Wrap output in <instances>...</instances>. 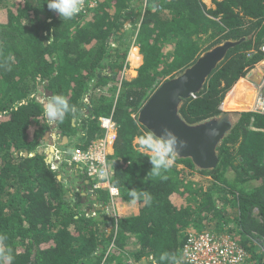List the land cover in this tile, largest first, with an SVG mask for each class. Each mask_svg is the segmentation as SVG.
Instances as JSON below:
<instances>
[{
  "label": "trees",
  "instance_id": "16d2710c",
  "mask_svg": "<svg viewBox=\"0 0 264 264\" xmlns=\"http://www.w3.org/2000/svg\"><path fill=\"white\" fill-rule=\"evenodd\" d=\"M211 1L213 7L201 0H102L88 15L63 20L46 0H0V234L11 264H184L191 230L228 234L251 264H264L263 114L235 111L214 167L176 156L166 179L147 175L151 153L133 144L149 132L137 120L144 101L203 51L243 38L196 95L183 99L179 113L187 123L219 114L233 85L264 59V0ZM131 46L142 62L128 80L122 74ZM52 95L75 112L49 121L44 108ZM100 116L116 124L108 162L121 198H132L131 189L151 196L146 203L140 195L135 215L113 217L108 205L115 198L88 189L92 182L79 167L68 174L74 164L67 156L55 159L58 165L47 161L44 135L52 123L70 138L62 146L70 150L102 135ZM198 174L210 181L198 184ZM68 178L79 181L85 197Z\"/></svg>",
  "mask_w": 264,
  "mask_h": 264
},
{
  "label": "water",
  "instance_id": "95a60500",
  "mask_svg": "<svg viewBox=\"0 0 264 264\" xmlns=\"http://www.w3.org/2000/svg\"><path fill=\"white\" fill-rule=\"evenodd\" d=\"M242 41L225 40L203 51L195 61L177 75L158 84L137 112V120L148 131L160 134L162 127L171 129L186 142L177 156L190 158L200 168H212L218 161L216 147L227 134L233 121L229 111H223L206 120L187 123L179 113L183 99L194 96L224 59L229 48ZM261 69L264 71L263 67ZM262 73L256 72L257 78ZM256 80V79H254ZM241 108L239 110H243ZM49 131L45 136H48ZM67 136H63L66 140ZM51 143V142H50ZM52 144L46 150L47 161L51 158ZM27 156V152H23ZM90 188V185L87 186Z\"/></svg>",
  "mask_w": 264,
  "mask_h": 264
},
{
  "label": "built area",
  "instance_id": "2783aa9c",
  "mask_svg": "<svg viewBox=\"0 0 264 264\" xmlns=\"http://www.w3.org/2000/svg\"><path fill=\"white\" fill-rule=\"evenodd\" d=\"M102 0H84V6L78 16L88 15ZM144 2L145 0H139ZM259 51L264 53V33ZM85 101L89 100L86 95ZM256 114L264 115V78L258 84L251 109ZM102 135L91 141L86 147H73L70 150H59L56 159L67 156L69 164L79 167L92 182L91 189H106L113 200L120 196V190L113 183V172L109 168L108 156L116 139V124L108 116L98 118ZM107 175L101 178V173ZM113 204L115 200H113ZM184 264H251V254L243 249L236 239L228 234H214L204 230L189 231L181 249Z\"/></svg>",
  "mask_w": 264,
  "mask_h": 264
},
{
  "label": "clouds",
  "instance_id": "9594fccd",
  "mask_svg": "<svg viewBox=\"0 0 264 264\" xmlns=\"http://www.w3.org/2000/svg\"><path fill=\"white\" fill-rule=\"evenodd\" d=\"M46 3L48 9L54 11L63 20H71L82 11L84 6V0H46ZM44 111L49 121H57L62 120L69 112L74 113L75 108L69 104L65 97L52 95L45 104ZM185 146L186 142L177 137L166 126L162 127L159 135L151 131L141 135L139 147L145 150L143 154L151 153L148 156L151 168L147 175L166 179L162 173L173 167L178 152ZM49 162L51 163V159H49ZM106 175V171L102 172L101 178H104ZM129 195L132 197L133 202L139 199L140 195L145 197L146 203L151 201V196L146 191L138 194L136 189H131ZM6 239L5 235L0 234V259L7 261V264H11L13 257L5 245ZM172 259L175 261V257ZM151 264H156V262L152 260ZM176 264H179V262H176Z\"/></svg>",
  "mask_w": 264,
  "mask_h": 264
},
{
  "label": "crops",
  "instance_id": "0c3cea01",
  "mask_svg": "<svg viewBox=\"0 0 264 264\" xmlns=\"http://www.w3.org/2000/svg\"><path fill=\"white\" fill-rule=\"evenodd\" d=\"M201 1L207 7H213L214 6L211 0H201ZM128 22L129 21H126L125 25H128L129 24ZM127 27H130V24ZM166 47L168 48L169 46H166ZM131 55H132L133 58H131ZM141 62H142V55L140 54L138 47L137 46H131L130 49H129L128 64L125 67V69L123 70L124 74H125L123 78L124 79H128V80L134 78L136 76V74H137V70L136 69L141 64ZM262 63H264V59L261 60L256 67L251 68L244 76H242L233 85L231 93H233L232 95H235V99H236L237 102L242 99V97L244 96L245 93L249 94V92H252L251 101H253L255 92L257 90V86L264 78V71L261 69ZM263 69H264V67H263ZM258 71H259V73H262V74H261L260 77L257 78V75H255V74ZM254 79H256V80H254ZM117 84H118L117 82H113L111 85H117ZM108 86H109V84H108ZM236 86H237V88H236ZM228 101H227V97H226V99L223 101V103H222V105L220 107L221 108L220 113L223 112V111H229L230 114L232 113V114L235 115L236 114L235 111L252 112L250 110L252 102H251L249 107H246L243 110H239L241 108L229 107L228 106V104H229ZM232 121L234 123L235 119L233 118ZM45 135H46V133H45ZM45 135H44V139L47 140L46 141L47 144L45 143V145L47 146L46 150L52 144L53 151L51 152V158L50 159H51V161L55 162L58 165L59 162H57V160L55 161L56 154L58 153L60 148H62L63 144L68 142L70 140V138L66 137V140H64L63 136H60L59 131L56 129V127L54 126L53 123H52V126H51L50 130H49L48 136H45ZM137 143H139V139L135 138L133 140V144H137ZM138 149L141 150V151H145L144 149H142L140 147H138ZM40 150H41V148L38 149V151H40ZM62 150H63V148H62ZM112 152H113V149L111 150V153ZM75 167L76 166L74 165V169L71 168L69 171L66 170L68 172V174L71 175L72 172H74V174H75V171H76ZM66 171L64 173H66ZM68 179L71 182L70 187H72V186L75 187L76 188L75 191L81 192L80 195H82V197H85L86 194H87L85 192V190L81 191V190H79V187H77V185L79 184V181L77 179H73V180L71 178H68ZM71 194H72V191H68L66 196L70 197V196H72ZM121 197H122V195L120 194V196L115 199V203L114 204L111 202L108 205L109 211L113 215V217L118 219V218L125 217V216L135 215L137 213V211H138V205H139L138 199L135 202H133L132 198H130L129 200H126V199H122ZM83 210L87 211L88 210V206H85L83 208Z\"/></svg>",
  "mask_w": 264,
  "mask_h": 264
},
{
  "label": "rangeland",
  "instance_id": "374dc122",
  "mask_svg": "<svg viewBox=\"0 0 264 264\" xmlns=\"http://www.w3.org/2000/svg\"><path fill=\"white\" fill-rule=\"evenodd\" d=\"M131 58H133L132 57V55H131ZM134 64V63H133ZM124 71H123V77H124ZM231 118L233 119H235V115L234 114H232L231 113ZM227 175H229V172L227 173ZM194 180L196 181V182H198V184L200 183V182H203V183H207L208 181H210L209 180V177L208 176H202V175H200V174H198L197 176H195L194 177ZM262 243H263V246H264V240L262 241ZM263 248V247H262ZM147 259H149L150 260V257L149 258H147ZM143 260H145V259H143Z\"/></svg>",
  "mask_w": 264,
  "mask_h": 264
},
{
  "label": "flooded vegetation",
  "instance_id": "af4514ba",
  "mask_svg": "<svg viewBox=\"0 0 264 264\" xmlns=\"http://www.w3.org/2000/svg\"><path fill=\"white\" fill-rule=\"evenodd\" d=\"M250 74V73H249ZM239 84V83H238ZM238 86V85H237ZM237 86H236V88H237ZM234 92V91H233ZM233 94V93H232ZM232 96V95H231ZM231 98V97H230ZM229 98V99H230ZM251 98H252V92H249V94H247V93H245L244 94V96L242 97V99L241 100H239L238 102L236 101V99H235V102L236 103H238L239 105H241V106H244V105H246V104H248L250 101H251ZM228 99V100H229ZM227 100V101H228Z\"/></svg>",
  "mask_w": 264,
  "mask_h": 264
},
{
  "label": "bare ground",
  "instance_id": "6f19581e",
  "mask_svg": "<svg viewBox=\"0 0 264 264\" xmlns=\"http://www.w3.org/2000/svg\"><path fill=\"white\" fill-rule=\"evenodd\" d=\"M262 67H264V63H262ZM228 102H229V104H228L229 107L246 108V107L250 106L252 101H250L248 104H246L244 106H241L235 102V95H232Z\"/></svg>",
  "mask_w": 264,
  "mask_h": 264
}]
</instances>
